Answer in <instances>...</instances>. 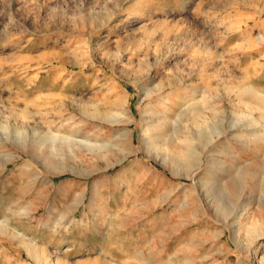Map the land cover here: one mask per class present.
<instances>
[{
    "label": "rangeland",
    "instance_id": "rangeland-1",
    "mask_svg": "<svg viewBox=\"0 0 264 264\" xmlns=\"http://www.w3.org/2000/svg\"><path fill=\"white\" fill-rule=\"evenodd\" d=\"M259 37L264 0H0V264H264Z\"/></svg>",
    "mask_w": 264,
    "mask_h": 264
},
{
    "label": "bare ground",
    "instance_id": "bare-ground-1",
    "mask_svg": "<svg viewBox=\"0 0 264 264\" xmlns=\"http://www.w3.org/2000/svg\"><path fill=\"white\" fill-rule=\"evenodd\" d=\"M258 40H260V41H264V38L263 37H259L258 38ZM161 115V117L163 116V114H160ZM110 116V115H109ZM111 117L112 118H116L117 116L116 115H111ZM165 117V116H164ZM0 135H3V136H5V139L6 140H8L9 139V137L10 136H8V133H7V130H6V128H5V126L4 125H1V127H0ZM12 136V135H11ZM21 133H20V131L19 130H16L15 131V134H14V136H13V138H14V140L15 141H17L19 138H21ZM46 136V135H45ZM47 136H50V140L52 141V146L53 147H51V146H49V147H51V148H58V149H60V150H63L62 149V147L63 146H65V145H68L69 147H70V145L72 144L73 145V143H74V141L71 139V137H67V136H57V135H54V134H50V135H47ZM206 137V136H205ZM42 139V138H41ZM142 139V142H144L145 141V138H141ZM81 143V145H82V147H84L87 151H89V152H96L97 150H100V145H95L94 143H91V142H80ZM144 143H146V142H144ZM146 145L148 146V145H150V143L148 144V142L146 143ZM24 149V148H23ZM167 150V149H166ZM54 151V150H53ZM179 153V152H178ZM167 154H169V153H167ZM176 155V154H175ZM178 155V154H177ZM182 154L180 153V156H181ZM165 156H166V154H165ZM158 157H159V155H158ZM168 158L173 162V165H174V167H178L179 168V166H180V164H179V162H178V160H176V159H178V157H174L173 155H168ZM12 159V158H11ZM10 159V160H11ZM169 160V161H170ZM9 161V160H8ZM49 161V160H48ZM45 162V161H44ZM43 162V163H44ZM58 162V161H57ZM53 163V162H52ZM56 163V162H55ZM66 164H68L67 162H65ZM51 164V163H50ZM62 164V163H61ZM63 164H64V162H63ZM185 164V163H184ZM59 165V164H58ZM55 167H56V165H55ZM54 170V169H53ZM65 169L64 168H58V171H60V172H62V171H64ZM226 186V185H225ZM225 190V189H224ZM227 192V191H226ZM257 225V224H256ZM6 228H7V225H6ZM6 228H5V224H0V233H2V234H5V233H7V230H6ZM253 232H258V230H259V228L258 227H253L252 229H251ZM264 234V233H263ZM262 234V232H259V233H256V238L259 236H262L263 235ZM8 235H10L9 233H8ZM12 235V234H11ZM22 238V237H21ZM23 242V241H22ZM24 244V246H25V249H26V252H28V255L30 256V257H32L34 260H35V262H36V264H48L49 262L51 263V261L49 260V261H47V260H45V258L44 257H46V256H44L43 255V252L42 251H39L38 250V247L36 248V246H34V245H32V243L30 242V243H28V242H23ZM22 244V243H21ZM42 252V253H41ZM260 261V260H259ZM261 262V261H260ZM49 263V264H50ZM55 262L54 261H52V263L51 264H54ZM56 263H57V261H56Z\"/></svg>",
    "mask_w": 264,
    "mask_h": 264
}]
</instances>
